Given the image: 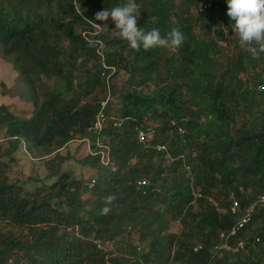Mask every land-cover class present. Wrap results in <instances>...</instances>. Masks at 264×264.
I'll return each instance as SVG.
<instances>
[{
  "label": "trees",
  "instance_id": "16d2710c",
  "mask_svg": "<svg viewBox=\"0 0 264 264\" xmlns=\"http://www.w3.org/2000/svg\"><path fill=\"white\" fill-rule=\"evenodd\" d=\"M124 2L0 0V47L32 105L24 116L0 104V264H264V206L230 236L241 250H217L219 233L264 193V53L239 47L227 0L205 9L199 0H136L141 28L166 36L179 27L185 41L134 50L112 35L111 18L104 29L95 19ZM117 71L121 124L104 105L95 129ZM136 127L149 132L145 143ZM76 136L93 153L59 154ZM20 145L45 155L41 177L8 179ZM77 164L90 175L76 174ZM215 193L223 200L212 204ZM109 194L117 199L102 215ZM230 197L235 215L216 210Z\"/></svg>",
  "mask_w": 264,
  "mask_h": 264
},
{
  "label": "clouds",
  "instance_id": "9594fccd",
  "mask_svg": "<svg viewBox=\"0 0 264 264\" xmlns=\"http://www.w3.org/2000/svg\"><path fill=\"white\" fill-rule=\"evenodd\" d=\"M141 6L136 0H125L123 4L110 9L104 8L96 13L95 19L104 21L99 27L107 28L109 18L114 22V37L125 40L129 46L139 51L151 48L178 49L185 41V35L179 27H173L166 36L159 29L145 31L138 25ZM227 16L234 22L232 30L238 35L239 47L254 58L264 53V0H227ZM115 194L103 198L101 214L106 215L116 201Z\"/></svg>",
  "mask_w": 264,
  "mask_h": 264
},
{
  "label": "rangeland",
  "instance_id": "374dc122",
  "mask_svg": "<svg viewBox=\"0 0 264 264\" xmlns=\"http://www.w3.org/2000/svg\"><path fill=\"white\" fill-rule=\"evenodd\" d=\"M225 0H199V4L202 7L203 5L209 6L213 3L222 2ZM174 2H178V0H174ZM208 4V5H207ZM208 8V7H207ZM94 24V28H95ZM108 76L110 77L115 72L112 68H109ZM124 77V73L121 71H117L116 75L112 78L113 82V91H110L107 86L104 93L103 101H105V108L108 111V113L112 116H118V97L116 96L120 85L122 78ZM21 81L17 79L14 69L12 68V65L8 59H6L3 56L2 49L0 47V104H3L7 109L16 112L19 115H26L28 116L32 112V105L31 102L26 99V96L24 95V87L21 85ZM23 84V83H22ZM46 84L48 85L49 82L47 81ZM43 88L41 89V91ZM3 133V130H0V140L1 135ZM96 140V139H95ZM3 142V141H2ZM90 142L88 139L79 138L76 136L72 140L68 141L63 147H61L58 152L61 155L69 154L74 160H78L81 157L85 156L86 153H93L92 148L90 147ZM5 145V144H4ZM102 145V141L98 139V141H94V146L100 148ZM33 152H29L27 148L24 145H20L18 147V150L15 151V161L10 162L9 168L7 170V176L9 180L18 179V180H24L25 177L31 176L33 174H37L38 177H41L43 175L42 166L41 164L43 158L45 155H39V153L35 150H32ZM106 150H100V156L99 159L103 164H107L108 161L105 156ZM72 162L71 164H73ZM62 169H66L67 165L66 163L62 165ZM74 171H76V174H81L83 178H86L90 175L91 170H89L87 167L82 165H76L74 166ZM31 184H29L30 186ZM25 187H28V183L24 184ZM216 196L212 200L214 203L220 202L223 200L221 196H218L217 193H215ZM219 207V206H218ZM2 223H0V226ZM177 225L174 223L171 226V230H176ZM142 243H137V246H140ZM115 250H119L120 244L116 243L114 246Z\"/></svg>",
  "mask_w": 264,
  "mask_h": 264
},
{
  "label": "built area",
  "instance_id": "2783aa9c",
  "mask_svg": "<svg viewBox=\"0 0 264 264\" xmlns=\"http://www.w3.org/2000/svg\"><path fill=\"white\" fill-rule=\"evenodd\" d=\"M207 7H209V6H205V5L202 6V8H204V9ZM95 27L98 28V25H95ZM263 82H264V80H263ZM104 105H105V101L100 103L101 108L97 112V114L95 115L94 122L92 124L95 129H100V127L102 126L104 115H103V112L101 109L104 107ZM112 120H113L112 125L119 126L121 124L122 118L113 116ZM178 131L181 132V129L178 128ZM149 135H150L149 132H146L144 129H142L140 127L135 128V137H136V140L138 142L145 143V141ZM96 141H98L97 138H96L95 142ZM156 149L158 151H164L165 147L163 144H158V145H156ZM105 156L107 159V152L106 151H105ZM92 182L93 181L91 179L90 182L88 183V186H90L92 184ZM144 183H145L144 179H139L136 181L137 185H143ZM192 194L194 197L199 196L197 191H194ZM208 201H210L212 204H215L212 201V199H210V198H208ZM258 206H264V193L258 194L249 203H247V205L244 207V209L242 211V214L235 219L234 224L232 225V227L227 232H220L219 233L218 236L221 239V242L218 244L217 250L224 251V252H226V251L227 252L228 251L237 252L243 248L244 243L242 240H238L233 245H231L229 243V238H230V236H232L235 233L236 230L241 228L243 226V224H245L249 220L250 215L254 212V210ZM237 208H238L237 201L234 198L230 197V201H229L227 208L220 209V208L216 207V210H218L220 212H229L231 215H235L237 212ZM198 247L199 246L197 245L193 249L196 250Z\"/></svg>",
  "mask_w": 264,
  "mask_h": 264
}]
</instances>
